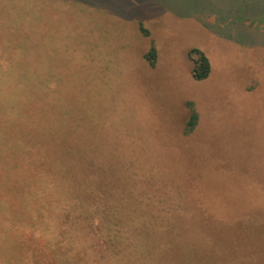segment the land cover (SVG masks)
<instances>
[{
	"label": "rangeland",
	"instance_id": "374dc122",
	"mask_svg": "<svg viewBox=\"0 0 264 264\" xmlns=\"http://www.w3.org/2000/svg\"><path fill=\"white\" fill-rule=\"evenodd\" d=\"M153 44L155 67L145 58ZM192 48L210 59L205 80L192 76ZM1 94L0 168L8 162L10 196L0 182V202L16 199L13 150L22 140L48 142L55 167L56 154L76 157L52 175L57 214L46 210L45 190L32 201L28 184L23 201L40 202L42 214L12 215H28L16 231L67 235L74 264L92 262L78 256L84 245L121 251L107 239L110 215L84 212L90 201L92 211L102 203L135 218L175 215L164 229L181 234L173 247L191 254L203 246L191 241L198 234L217 238L214 248L240 239L247 256L264 249V0H0ZM12 234L0 225L4 249ZM29 244V264H57L47 243Z\"/></svg>",
	"mask_w": 264,
	"mask_h": 264
},
{
	"label": "trees",
	"instance_id": "16d2710c",
	"mask_svg": "<svg viewBox=\"0 0 264 264\" xmlns=\"http://www.w3.org/2000/svg\"><path fill=\"white\" fill-rule=\"evenodd\" d=\"M53 14L57 15L56 12H53ZM141 30L145 35H149L147 28L141 26ZM157 54L158 51L154 44L151 45L149 51H147L145 54L146 60L152 67L156 66ZM189 58L192 61L193 78L197 81L209 78L212 72V65L206 53L199 48H192L189 51ZM3 96V94L0 95V101L3 100ZM23 107L24 108L17 111H25L26 107H28L26 101L24 102ZM196 119L197 115L196 113H193L188 124L187 133H190L194 130V127L196 126ZM31 141L26 144L24 139L22 140V144L18 145L16 150H13V153H15L13 160L18 158L21 159L20 163L17 162L19 166L13 165L14 177L12 179V189L16 195V199L10 205L7 201L0 202V225L3 228L11 229L13 232L12 240L14 242V246L11 249H4V247L0 246V264H29V262H32L33 251L29 250L28 247L30 246L29 242L33 239L36 241V243H47L46 247L48 246L47 248L51 251L49 252L50 256H53L54 261L57 264H64L67 262H69V264H74L75 259L70 262V258L75 256V251L73 249V245L70 244L67 238H65L67 235L65 236V234L61 235L58 233V235H54V238L51 235H48L50 233H30L29 235L25 233L23 231L24 229L22 228L19 231H16L17 227H21L19 224L23 225L22 223H26L24 217H27L28 215L42 214V211H39L38 208L39 206L42 209L40 202L30 205L24 203L23 201L28 184V192L30 193L32 201L35 199L38 201L42 199V191L45 190L46 195L48 194L46 196L48 201L46 202V210L51 212V214L56 211L53 214H57L59 203L53 202L52 198L57 197L56 195L58 193L59 187H57V178L53 176L57 171L59 164L63 168L74 163L76 160V157L74 156L65 155L63 153L59 155L56 154L57 167H55L54 165H51L52 149H50L48 142H46L47 145H43L36 141L35 145H33V143L31 144ZM58 148H60V146H58L57 149ZM6 149L8 150H6L7 153H11L10 149ZM44 149L48 150L38 151ZM8 168L9 164L5 161V170ZM5 170L0 168V182L6 185V189L8 190L9 194L10 174L8 176ZM86 192L87 191H85V193ZM101 204L102 203L96 205V208L92 211L91 202L86 201V203L83 205L84 212L86 214L90 213V215L95 216L110 215L108 229L105 225L106 222L104 221L102 226L107 229L108 233H110L107 239H112L115 237L114 241L119 243L121 251H116L113 253L108 252V254L103 255L101 251L92 252V247L90 249L89 246L84 245L83 250H85L86 253H80L78 256L83 257L85 260L93 259L92 262H85L84 264H111V262L116 261V264H247V262L251 261V259L254 257L262 258V264H264L263 248L255 249V252H253V254H255L254 256H247L246 251L249 248H241L242 245L240 239H233V242L229 247L219 246L214 248L212 243L215 241L217 242L218 239L213 238L211 235L206 237L199 234L197 236L191 235V237H193L191 238L192 243L202 242L203 244V246L195 248L197 252L196 254L193 253V255L188 249L173 247L174 244L180 242L177 236L181 234L173 235L171 231L164 229L175 215H139V217L135 218L134 216L120 215L119 205L117 208L112 209L111 213H108V210L102 207ZM146 206H154V210H157L163 214L166 213L163 204H146ZM177 206V203H172L171 209L175 210ZM66 209L68 208L66 207ZM15 210H18L16 214ZM115 212H118V214H115ZM67 213L68 215L71 214L69 212ZM26 214L28 215L20 216V220L18 218L17 220L12 217V215ZM111 215L114 216L111 217ZM95 220H97L96 217ZM37 221L39 220L37 219ZM94 221L90 222V224L93 223L95 227H99V225L101 226L100 223L98 224ZM153 226L160 227L161 230L159 232L153 231L151 230ZM117 227H120L119 230L121 232L119 234L116 233L119 232ZM260 239L261 241H264V236H260ZM15 241L19 243L24 242L26 243V246H15ZM170 244L172 247H170ZM189 254H191L192 257L188 258ZM122 255L124 256V260L119 259L122 257ZM104 257H106V260L103 263L102 259Z\"/></svg>",
	"mask_w": 264,
	"mask_h": 264
},
{
	"label": "crops",
	"instance_id": "0c3cea01",
	"mask_svg": "<svg viewBox=\"0 0 264 264\" xmlns=\"http://www.w3.org/2000/svg\"><path fill=\"white\" fill-rule=\"evenodd\" d=\"M211 25H212V24H211ZM212 27H213L214 32L217 33V28H216L214 25H212Z\"/></svg>",
	"mask_w": 264,
	"mask_h": 264
}]
</instances>
